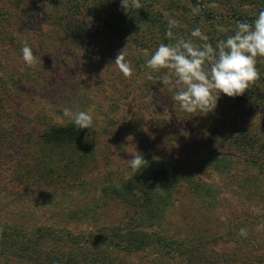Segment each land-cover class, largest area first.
Listing matches in <instances>:
<instances>
[{
	"label": "rangeland",
	"instance_id": "374dc122",
	"mask_svg": "<svg viewBox=\"0 0 264 264\" xmlns=\"http://www.w3.org/2000/svg\"><path fill=\"white\" fill-rule=\"evenodd\" d=\"M140 4L150 19L142 20L134 12L137 8L126 13L121 2L110 0H0V132L10 133H4L0 155L7 154V144H21L26 132L37 136L55 124L69 123L62 113L64 107L85 111L93 125L85 129L81 141L88 148H100L94 158L97 172L91 171L94 160L89 159L83 162L80 175V168L68 173L76 187L67 201L72 203L69 208L90 206L94 217L69 223L70 230L100 231L124 218L125 210L119 204H107L101 214L95 204L107 196L101 191L107 179L130 173L133 153L167 156L177 162L183 157L192 164L195 177L217 185L222 199L210 209L200 198L179 192L166 220L156 226L162 229L160 234L203 236L227 232L230 224L239 223L238 232L226 237L228 242L218 239L213 244L210 263L264 264V139L259 144L244 143L241 131L257 129L258 136L264 137V58H257L260 75L249 90L234 98L221 93L215 110L207 115L183 111L172 99L178 89L160 91L159 78L167 70L155 73L146 64L160 44L184 40L215 48L218 42L212 44L211 38L226 40L238 23H253L264 11V0H140ZM170 21L175 25L170 26ZM195 29L207 40L193 37ZM24 41L39 61L36 68L25 65ZM121 51L133 69L130 79L114 62ZM12 74L17 82L6 86ZM14 132L16 137L11 135ZM211 156L223 157L222 163L231 170L210 173L198 167ZM254 159L261 164H248ZM10 172L0 167V202L16 196L6 183ZM82 180L89 182L88 189L79 187ZM26 186V195L49 202V196H38L33 184ZM24 198L17 196L6 208L18 207ZM131 211L134 220L129 221L137 222L140 212ZM49 222L64 224L54 218ZM139 222L143 221L132 225L137 228ZM242 228L246 237L240 234ZM153 231L158 232L149 227L148 232ZM148 250L124 251L116 257L130 264H188L184 256L173 259Z\"/></svg>",
	"mask_w": 264,
	"mask_h": 264
},
{
	"label": "trees",
	"instance_id": "16d2710c",
	"mask_svg": "<svg viewBox=\"0 0 264 264\" xmlns=\"http://www.w3.org/2000/svg\"><path fill=\"white\" fill-rule=\"evenodd\" d=\"M110 2L117 4L121 0ZM134 12L141 14L142 20L150 19L140 9H135ZM207 16L213 18L211 12ZM219 40L213 37L210 42L214 44ZM10 82H17L15 74L4 83L8 86ZM84 131L85 129L75 128L71 122H61L37 136L26 132L20 138L21 144H7V154L0 155V167L11 170V175L6 177L10 194L16 195L11 200H16L17 196H25L19 201V206L13 204L11 210L6 207L12 201L9 199L5 202L1 199L0 264H6L7 261H21L22 264H130L123 260L118 262L117 254L148 249L150 252L160 253L158 256L167 255L173 259L184 256L188 264H211L209 257L213 244L216 246L218 239L228 242L226 237L238 232L241 225L234 223L224 233L197 236L195 233L186 235L179 232L178 237L160 234L162 229L158 227H161V221L166 220L169 209L176 205L177 198H180L179 192L200 198L203 205L212 209L221 202L222 191L208 179L195 177L192 164L186 163L183 157L177 162L167 156L155 157L144 152L138 155H142L147 161L146 166L137 173L131 170L129 174L107 179L101 188L107 196L98 198L95 204L99 214L107 204H119L125 210L124 218L104 226L100 231L98 228L79 233L70 230L69 223L87 221L94 217L91 215L94 210L90 206L84 205L83 209L69 208L68 205L72 203L67 201L71 196L70 192L76 187L75 181L69 180L68 175L79 168L77 175H80L83 162L97 158L96 154L100 149L88 148L82 143ZM241 131L244 143L259 144L260 139H264L262 135L258 136L257 129L244 128ZM4 133L10 135L8 131ZM4 133L0 132L1 143L6 138ZM11 135L16 137L15 132ZM221 158L223 157L211 156L198 167H203L210 173H226L225 169L228 170L229 166L223 164ZM248 164L259 166L261 162L254 159ZM95 165L94 160L90 168L92 172H97ZM79 183V187L88 189L89 182L82 180ZM29 184L34 185L39 192L38 196H49V202H42L38 198L36 200L28 193L26 195V185ZM106 197L110 199L105 200ZM133 208L140 212L135 218L137 222L138 219L144 222H139L137 228L132 225L137 222L129 221L134 220L131 211ZM52 218L64 224L50 223ZM149 227L158 232H148Z\"/></svg>",
	"mask_w": 264,
	"mask_h": 264
},
{
	"label": "clouds",
	"instance_id": "9594fccd",
	"mask_svg": "<svg viewBox=\"0 0 264 264\" xmlns=\"http://www.w3.org/2000/svg\"><path fill=\"white\" fill-rule=\"evenodd\" d=\"M141 7L140 0H121V8L126 13L130 8ZM175 23L170 21V26ZM168 36H172L171 31ZM192 36L207 40L199 29L193 30ZM21 51L25 65L36 68L39 61L27 41L23 42ZM258 57L264 58V11H260L251 24L238 23L234 34L219 41L215 48L211 44L197 47L184 40L160 44L146 64L155 73L167 70L168 74L159 78L163 83L160 91L178 89L172 99L183 111L207 115L215 110L221 93L234 98L249 90L259 78ZM114 62L125 78L132 77L133 69L123 51L117 54ZM62 113L77 129H91L93 125V118L85 111L64 107ZM129 163L137 173L147 161L142 155L133 153ZM240 234L246 235V229L242 228Z\"/></svg>",
	"mask_w": 264,
	"mask_h": 264
}]
</instances>
